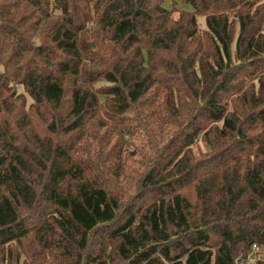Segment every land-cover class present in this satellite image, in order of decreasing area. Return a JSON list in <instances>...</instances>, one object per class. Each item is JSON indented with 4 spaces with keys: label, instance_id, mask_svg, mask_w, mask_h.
Listing matches in <instances>:
<instances>
[{
    "label": "trees",
    "instance_id": "1",
    "mask_svg": "<svg viewBox=\"0 0 264 264\" xmlns=\"http://www.w3.org/2000/svg\"><path fill=\"white\" fill-rule=\"evenodd\" d=\"M182 4L0 0V264L264 246V0Z\"/></svg>",
    "mask_w": 264,
    "mask_h": 264
},
{
    "label": "rangeland",
    "instance_id": "2",
    "mask_svg": "<svg viewBox=\"0 0 264 264\" xmlns=\"http://www.w3.org/2000/svg\"><path fill=\"white\" fill-rule=\"evenodd\" d=\"M177 4L179 5L180 9L185 8L186 10H190L189 6H184L182 4V0H176ZM172 0H166V7L170 6ZM199 25L201 29H205V21L203 18H199ZM233 51L235 50V45H233ZM247 261L249 264H256L260 261L264 262V246H258L257 250H254L253 247L247 257Z\"/></svg>",
    "mask_w": 264,
    "mask_h": 264
},
{
    "label": "built area",
    "instance_id": "3",
    "mask_svg": "<svg viewBox=\"0 0 264 264\" xmlns=\"http://www.w3.org/2000/svg\"><path fill=\"white\" fill-rule=\"evenodd\" d=\"M253 249H254V250H257V249H258V246L254 245V246H253Z\"/></svg>",
    "mask_w": 264,
    "mask_h": 264
}]
</instances>
